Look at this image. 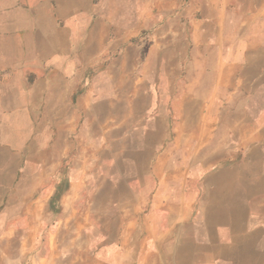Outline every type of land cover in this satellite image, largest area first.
I'll return each mask as SVG.
<instances>
[{
  "label": "crops",
  "instance_id": "1",
  "mask_svg": "<svg viewBox=\"0 0 264 264\" xmlns=\"http://www.w3.org/2000/svg\"><path fill=\"white\" fill-rule=\"evenodd\" d=\"M10 220L31 264H264V0H0Z\"/></svg>",
  "mask_w": 264,
  "mask_h": 264
},
{
  "label": "rangeland",
  "instance_id": "2",
  "mask_svg": "<svg viewBox=\"0 0 264 264\" xmlns=\"http://www.w3.org/2000/svg\"><path fill=\"white\" fill-rule=\"evenodd\" d=\"M97 209H99V213L103 216V220L100 222H95L92 223V226L90 225L89 222H69L66 223V225L69 224V226H65L69 229V227L73 230L77 228H83L84 225L87 224L88 227L91 226V228L96 229V230H116L120 228L122 222L117 221V220H112V214L113 210L115 207H107V206H98ZM96 209V210H97ZM118 209H122L123 211L126 210L125 206H120ZM70 212H72V207L69 208ZM11 214V217H13ZM105 218H109L110 220H106ZM116 218V215H113V219ZM40 223H34L32 221H13L10 220L9 222H0V264H31L32 260V255L37 253V248L35 247L33 253L28 252V254H22L21 252V241L22 239L17 236L19 233H26V232H36V226H39ZM32 228V230H30ZM62 236V234H61ZM58 238H56V243H57ZM60 240V239H59ZM105 238H102V241L104 242ZM106 240H110V238H106ZM61 241V240H60ZM39 244L45 243V239H39ZM102 244V242H101ZM43 245V244H42ZM32 245L29 243L27 245L28 251H31ZM67 258H70V255H66ZM71 258L73 259V255H71ZM60 260V264L62 259Z\"/></svg>",
  "mask_w": 264,
  "mask_h": 264
}]
</instances>
